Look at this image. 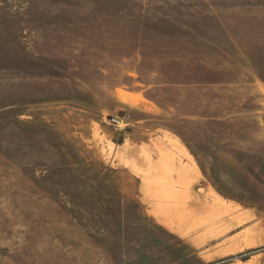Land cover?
<instances>
[{
	"label": "rangeland",
	"instance_id": "rangeland-1",
	"mask_svg": "<svg viewBox=\"0 0 264 264\" xmlns=\"http://www.w3.org/2000/svg\"><path fill=\"white\" fill-rule=\"evenodd\" d=\"M0 264H264V0H0Z\"/></svg>",
	"mask_w": 264,
	"mask_h": 264
}]
</instances>
